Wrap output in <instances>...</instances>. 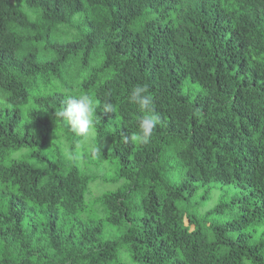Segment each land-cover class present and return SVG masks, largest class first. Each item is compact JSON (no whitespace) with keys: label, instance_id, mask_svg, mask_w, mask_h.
Wrapping results in <instances>:
<instances>
[{"label":"trees","instance_id":"16d2710c","mask_svg":"<svg viewBox=\"0 0 264 264\" xmlns=\"http://www.w3.org/2000/svg\"><path fill=\"white\" fill-rule=\"evenodd\" d=\"M0 264H264V0H0Z\"/></svg>","mask_w":264,"mask_h":264},{"label":"clouds","instance_id":"9594fccd","mask_svg":"<svg viewBox=\"0 0 264 264\" xmlns=\"http://www.w3.org/2000/svg\"><path fill=\"white\" fill-rule=\"evenodd\" d=\"M130 103L137 105L142 116L139 119V131L131 136V140L137 143L147 144L150 142L154 131L161 122L160 115L156 112L153 99L147 84L135 86L129 97ZM100 107L105 113H113L114 106L109 101L98 103L97 100L88 95H68L62 102L61 109L55 114L61 120L66 121L75 137L76 147L87 149L90 142L96 137V113ZM125 142L129 138L124 137ZM93 155L99 158L101 149L98 146L92 147Z\"/></svg>","mask_w":264,"mask_h":264},{"label":"rangeland","instance_id":"374dc122","mask_svg":"<svg viewBox=\"0 0 264 264\" xmlns=\"http://www.w3.org/2000/svg\"><path fill=\"white\" fill-rule=\"evenodd\" d=\"M96 65V62H91V64L89 65V67L87 68V72H90L93 67ZM80 70V66L77 63H70L69 68L67 69V71L65 72V76L67 79L69 80H74L77 77V72ZM85 75H87L85 73ZM94 146V142L91 141L90 142V146L88 147L89 150L92 151V147ZM94 165H90V170H92L93 172H96V174H98L99 176H102V174L104 173V170L100 167L98 169H96V167H93ZM107 177H109L110 179H112V175L110 173H108L106 175ZM116 185H114L112 182H108V181H104L102 180L100 177L92 184L91 186V190H92V196H97L100 193H102L104 190L106 189H112L114 188Z\"/></svg>","mask_w":264,"mask_h":264}]
</instances>
